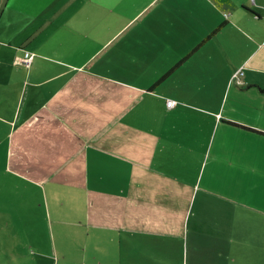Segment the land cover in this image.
I'll list each match as a JSON object with an SVG mask.
<instances>
[{
    "label": "crops",
    "instance_id": "crops-1",
    "mask_svg": "<svg viewBox=\"0 0 264 264\" xmlns=\"http://www.w3.org/2000/svg\"><path fill=\"white\" fill-rule=\"evenodd\" d=\"M201 1L196 16L210 18L211 31L197 45L226 25L196 51L205 53L202 70L191 76L176 80L183 64L172 70L177 63L160 77L171 72L165 80L122 83L116 73L94 68L107 46L86 49L80 70L36 65L22 96L15 87L26 138L31 132L39 160L56 166L47 179L60 173L70 181L68 172L79 168L85 173V236L97 238L86 248L98 256L88 264H178L167 257L179 248L193 253L191 264H264V102L252 121L230 115L238 107L229 110L227 96L234 80L253 90L264 86V18L254 8L258 18L246 32L238 16L250 9H239L238 0ZM105 2L116 0H0V20L11 23L9 39L19 35L33 46L32 66L35 56L52 62L58 46L82 44L84 37L94 50ZM227 6L240 10L238 22L223 17ZM176 28L185 34L190 27ZM241 68L249 73L239 77ZM167 99L177 105L169 107ZM196 188L201 198L189 211Z\"/></svg>",
    "mask_w": 264,
    "mask_h": 264
},
{
    "label": "rangeland",
    "instance_id": "rangeland-1",
    "mask_svg": "<svg viewBox=\"0 0 264 264\" xmlns=\"http://www.w3.org/2000/svg\"><path fill=\"white\" fill-rule=\"evenodd\" d=\"M237 3L239 9L243 6L250 9L243 8L242 17L238 16L244 30L246 25H250L249 21L255 22L258 18L251 12L255 11L254 8L260 9L264 15V0H238ZM104 4L107 7L103 9L102 22L96 30L100 39L94 50L91 49L93 43H90L91 47L85 45L91 41L84 37L82 44L65 42V46H58L52 62L42 57L43 54L35 56L36 62L32 66L18 62V58L24 54L23 48L32 52L33 46L22 44L24 39L19 35L9 39L7 31L11 23L0 20V264H88L95 263L98 258L93 251L97 244L96 234L92 232L89 240L85 236L87 221L84 218L88 208L82 204L86 185L84 171L79 168L78 172H68L70 181L60 173L55 176L59 177L55 182V178L47 179L56 166L54 163L47 166L39 160L32 148L31 132L26 138L22 129L23 123L16 112L19 106L16 103L21 98L16 99L15 87L22 89V96L28 83V71L36 65V69L50 67L61 70L71 66L80 70L84 67L82 56L87 55L86 49L95 53L108 46L94 65L95 69L116 73L122 83L129 85L153 84L211 31L208 26L211 19L205 17L203 20L196 16L201 0H116L114 4ZM2 9L0 4V11ZM222 13L232 23L238 22L234 14H241L234 6H227ZM214 15H218L217 11ZM246 16L249 19H244ZM178 24H187L190 28L181 34L176 28ZM223 35V31L220 32V38ZM44 36L41 35V38ZM72 47L80 48L78 54L72 53ZM204 54L199 51L193 53L176 71V80L202 70L200 58ZM230 54L234 62L236 56ZM256 54L258 58L260 54ZM127 69L132 76H126ZM243 70L249 73L248 69L241 68L239 77L244 76ZM232 83L227 92L228 108H238L230 115L258 120V107L264 102V86L253 90L241 87L237 80ZM166 85L169 86V83ZM28 127L31 128L30 125ZM78 161H73L65 170L78 165ZM201 192L198 188L194 190L189 211L193 206L197 207ZM203 228L206 230L207 224ZM87 245L93 247L86 248ZM167 259L178 264H187V261L191 264L195 256L186 249L182 253L179 248Z\"/></svg>",
    "mask_w": 264,
    "mask_h": 264
},
{
    "label": "trees",
    "instance_id": "trees-1",
    "mask_svg": "<svg viewBox=\"0 0 264 264\" xmlns=\"http://www.w3.org/2000/svg\"><path fill=\"white\" fill-rule=\"evenodd\" d=\"M218 1H221V2H227L229 3L231 0H218ZM226 25V22L222 23L216 30H214L207 38H205L200 44H198L183 60H181L172 70L174 69H177L182 63H184L194 52H196L202 45H204L208 39L212 36L215 35V33L217 32V30H219L220 28H222L223 26ZM171 72H168L166 75H164L160 81L162 80H165L169 75H170ZM159 81V82H160ZM158 82V83H159Z\"/></svg>",
    "mask_w": 264,
    "mask_h": 264
},
{
    "label": "built area",
    "instance_id": "built-area-1",
    "mask_svg": "<svg viewBox=\"0 0 264 264\" xmlns=\"http://www.w3.org/2000/svg\"><path fill=\"white\" fill-rule=\"evenodd\" d=\"M33 58L34 53L26 51L23 58L21 59V62L25 63L27 66H30L32 64ZM167 104L169 107H174L177 105V102L173 99H168Z\"/></svg>",
    "mask_w": 264,
    "mask_h": 264
}]
</instances>
